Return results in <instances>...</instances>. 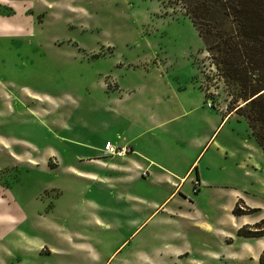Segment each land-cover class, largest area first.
Segmentation results:
<instances>
[{
	"label": "rangeland",
	"instance_id": "374dc122",
	"mask_svg": "<svg viewBox=\"0 0 264 264\" xmlns=\"http://www.w3.org/2000/svg\"><path fill=\"white\" fill-rule=\"evenodd\" d=\"M7 1L13 12L0 3V264L19 262L23 238L29 245L43 241L45 249L57 245L49 233L56 223L65 233L83 234L74 241L89 245L106 264H134L120 259L136 251L139 260L150 258L144 264H260L264 236L236 234L240 221L224 207L229 191L191 186L189 197L200 210L194 224L159 214L131 233L124 218L114 223L106 215L107 227L94 230L80 218L86 191H73L61 167L51 168L56 161L50 151L66 150L60 136L82 134L84 123L103 119L102 103L114 89L146 92L153 104L172 83L193 80L215 106L227 105L223 83L178 2ZM222 135H232V146L240 148L248 126L232 117ZM249 142L260 154L251 135ZM234 170L235 182H246L244 170ZM250 181L263 185L264 170ZM249 198L264 208L263 192L251 191ZM258 210L250 213L254 223L263 218Z\"/></svg>",
	"mask_w": 264,
	"mask_h": 264
},
{
	"label": "crops",
	"instance_id": "0c3cea01",
	"mask_svg": "<svg viewBox=\"0 0 264 264\" xmlns=\"http://www.w3.org/2000/svg\"><path fill=\"white\" fill-rule=\"evenodd\" d=\"M0 3L11 7L7 0ZM188 82L184 86L172 83L153 104L147 102L146 92L114 89L102 103L103 119L84 123L82 134L60 136L67 143L66 150L50 151L56 161L51 168L61 167V174L67 177L73 191L82 188L86 191L84 216L80 217L84 224L103 230L107 227L106 215L114 223L124 218L133 226L131 233H134L151 216L159 214H164L165 220L183 217L194 224L200 210L195 199L189 197L191 186L199 187L198 192L204 188L229 191L231 199L224 204L226 211L230 212L241 197L248 206L258 207V214L264 217L261 203L249 198L251 191L264 193L262 182L250 181L257 171L264 170V155L249 142V128L248 138L240 148L232 146L235 143L232 135L218 137L230 118L242 117L234 111L228 113L226 106H211L200 83ZM203 100L205 106L201 105ZM105 141L125 145L129 151L124 156L104 155ZM234 168L244 170L246 182L241 185L235 182ZM232 217L240 221L234 226L236 230L256 221L251 220L250 214ZM49 233L57 243L49 249H45L43 241L31 240L34 245H29L23 238L17 264H106L107 260L89 245L74 241L76 237H84L80 232L65 233L64 226L56 223ZM28 255L57 256L59 261L32 262L26 259ZM129 255L120 261L150 262L148 256L139 260L137 251Z\"/></svg>",
	"mask_w": 264,
	"mask_h": 264
},
{
	"label": "trees",
	"instance_id": "16d2710c",
	"mask_svg": "<svg viewBox=\"0 0 264 264\" xmlns=\"http://www.w3.org/2000/svg\"><path fill=\"white\" fill-rule=\"evenodd\" d=\"M176 1L223 83L228 113L234 111L244 119L264 155V0ZM258 209L238 197L231 212L238 216ZM251 225H242L236 234L264 235V217ZM258 261L264 264L261 255Z\"/></svg>",
	"mask_w": 264,
	"mask_h": 264
},
{
	"label": "built area",
	"instance_id": "2783aa9c",
	"mask_svg": "<svg viewBox=\"0 0 264 264\" xmlns=\"http://www.w3.org/2000/svg\"><path fill=\"white\" fill-rule=\"evenodd\" d=\"M128 151L129 148L127 146H116L110 141H105L102 147V153L109 156H124ZM193 188H196V186Z\"/></svg>",
	"mask_w": 264,
	"mask_h": 264
}]
</instances>
